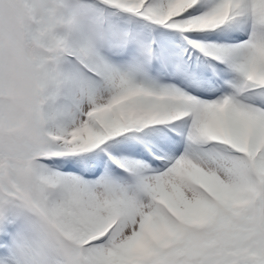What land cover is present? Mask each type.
Listing matches in <instances>:
<instances>
[{
    "label": "snow or ice",
    "instance_id": "1",
    "mask_svg": "<svg viewBox=\"0 0 264 264\" xmlns=\"http://www.w3.org/2000/svg\"><path fill=\"white\" fill-rule=\"evenodd\" d=\"M0 264H264V0H0Z\"/></svg>",
    "mask_w": 264,
    "mask_h": 264
}]
</instances>
